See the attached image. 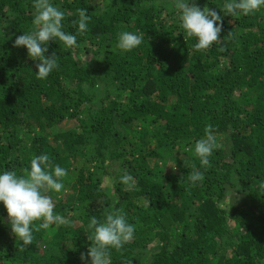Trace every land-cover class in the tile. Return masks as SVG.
I'll use <instances>...</instances> for the list:
<instances>
[{"label":"trees","instance_id":"1","mask_svg":"<svg viewBox=\"0 0 264 264\" xmlns=\"http://www.w3.org/2000/svg\"><path fill=\"white\" fill-rule=\"evenodd\" d=\"M52 2L67 32L79 9L91 20L77 46L49 41L60 66L38 79L40 62L14 46L33 0H0V171L22 175L41 154L67 168L66 190L47 193L67 222L21 248L0 204V264H90L91 219L113 207L136 233L112 264H264V9L231 17L224 0H195L223 16L220 40L196 50L175 0ZM125 30L143 35L128 52ZM209 124L220 146L205 170L193 148Z\"/></svg>","mask_w":264,"mask_h":264},{"label":"clouds","instance_id":"2","mask_svg":"<svg viewBox=\"0 0 264 264\" xmlns=\"http://www.w3.org/2000/svg\"><path fill=\"white\" fill-rule=\"evenodd\" d=\"M33 3L34 27L17 37L14 46L26 48L28 56L40 62L37 64V78L47 79L60 66L55 52L46 56L49 41L63 42L67 48L77 46L78 37L87 32L91 17L85 8L79 9V19L73 21L76 32L71 33L64 30L65 11L52 0H33ZM175 8L178 11L180 28L187 37L196 39V50H207L220 40L223 16L216 11L209 8L202 10L196 6L195 0H175ZM218 8L226 16H247L264 9V0H224ZM142 42V34L125 30L117 34L116 47L128 52L139 47ZM219 146L212 125H207L204 136L195 142L193 148V154L198 157L203 169L211 167L210 158ZM67 176L68 169L59 164L54 165L47 154L33 156L30 168L22 175L13 169L0 171V204L7 211L11 231L20 242L21 248L32 245L34 232L41 229L53 230V227L59 228L67 222L64 216L55 212L53 200L47 195L50 192L65 191L64 181ZM188 179L195 186L204 180V174L194 168ZM120 181L129 189L135 187L134 178L127 173L120 176ZM89 228L94 233L88 237L91 241L87 253L90 264H112L111 250H119L130 243L136 233V226L129 222L123 207H113L104 213L103 219L93 217ZM81 259H85L83 253Z\"/></svg>","mask_w":264,"mask_h":264},{"label":"rangeland","instance_id":"3","mask_svg":"<svg viewBox=\"0 0 264 264\" xmlns=\"http://www.w3.org/2000/svg\"><path fill=\"white\" fill-rule=\"evenodd\" d=\"M117 182V180H115L114 182H113V184H115Z\"/></svg>","mask_w":264,"mask_h":264}]
</instances>
